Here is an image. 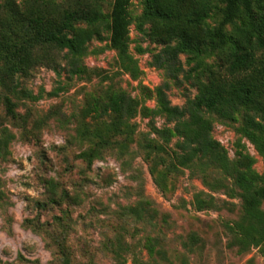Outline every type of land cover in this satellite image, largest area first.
I'll use <instances>...</instances> for the list:
<instances>
[{
	"label": "rangeland",
	"instance_id": "1",
	"mask_svg": "<svg viewBox=\"0 0 264 264\" xmlns=\"http://www.w3.org/2000/svg\"><path fill=\"white\" fill-rule=\"evenodd\" d=\"M94 3L106 25L86 45L81 72H70L65 50L0 75V264H264V202L248 216L247 194L236 184L249 156L264 188V134L253 139L243 111L234 121L209 113L222 150L178 164L179 137L164 132L174 123L156 114L154 90L166 78L150 61L162 43L138 29L145 0H130L128 67L109 41L114 0H0V9L11 16L12 4L16 30L26 33L57 9ZM211 3L215 28L225 1ZM252 12L259 22L264 0H253ZM247 21L242 8L224 26L225 49ZM180 57L188 70L190 57ZM205 61L221 64L217 53ZM169 82L173 105L197 93L190 81ZM120 91L136 111L102 115L98 102Z\"/></svg>",
	"mask_w": 264,
	"mask_h": 264
},
{
	"label": "trees",
	"instance_id": "2",
	"mask_svg": "<svg viewBox=\"0 0 264 264\" xmlns=\"http://www.w3.org/2000/svg\"><path fill=\"white\" fill-rule=\"evenodd\" d=\"M224 1L223 20L215 28L207 20L211 0H145V10L139 17V31L162 43L151 54L150 61L166 78L154 90L156 114L174 123L173 128L164 132L179 137L180 166L200 157L216 159L222 150L212 138L213 121L209 113L234 121L243 111L245 129L252 133L253 139L257 141L261 137L257 135L264 134V17L257 23L254 21L253 0ZM129 4L130 0H114L108 25L110 44L118 51L125 67L129 66L125 62H130ZM9 8L11 16L8 17H2L0 9V61L7 63L0 75L4 77L13 76L27 65L31 67L42 57L53 58V53L65 50L70 72H81L86 45L101 37L106 25L100 3H94L57 9L54 18L46 21L37 18L28 24V32L25 29L18 32L15 9L12 4ZM242 8L248 21L234 31L232 44L225 49L224 26L233 22ZM147 23L153 28L145 29ZM22 34L25 38L20 41ZM210 53L219 55L218 67L205 61ZM182 54H188L192 61L188 70L184 68ZM169 80L174 84L190 81L197 93L188 97L183 106L173 105L169 98ZM98 104L102 115L117 113L122 118L131 116L137 109V102L122 91L114 92L107 101ZM226 161L222 163L225 165ZM250 161L246 156L243 168L236 174V184L247 194L245 209L251 217L252 211L264 202V188L256 186L259 177L251 169ZM131 210L138 213L135 208ZM260 231L264 234V225Z\"/></svg>",
	"mask_w": 264,
	"mask_h": 264
}]
</instances>
